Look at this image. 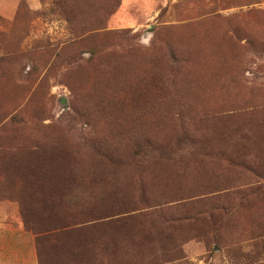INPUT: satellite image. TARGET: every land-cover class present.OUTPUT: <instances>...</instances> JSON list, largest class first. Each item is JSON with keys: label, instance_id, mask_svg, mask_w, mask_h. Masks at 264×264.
Listing matches in <instances>:
<instances>
[{"label": "rangeland", "instance_id": "obj_1", "mask_svg": "<svg viewBox=\"0 0 264 264\" xmlns=\"http://www.w3.org/2000/svg\"><path fill=\"white\" fill-rule=\"evenodd\" d=\"M76 1L0 0V212L20 220L8 170L52 145L71 181L40 176L44 192L57 191L45 198L50 215L71 235L50 254L38 242L44 264H264V0ZM145 139L174 160L144 163ZM141 188L163 200L201 191V203L238 208L221 229L215 211L216 236L200 229L180 253L166 234L150 242L107 224Z\"/></svg>", "mask_w": 264, "mask_h": 264}, {"label": "trees", "instance_id": "obj_2", "mask_svg": "<svg viewBox=\"0 0 264 264\" xmlns=\"http://www.w3.org/2000/svg\"><path fill=\"white\" fill-rule=\"evenodd\" d=\"M76 3H80L81 5L82 0H78ZM101 27L104 26L102 25ZM103 29L104 28H95L94 30L89 31V34L96 37L95 34L101 32ZM93 40L96 41V38ZM84 42L87 43L85 40ZM92 48L93 47H90L89 50ZM93 53H95V51H91L90 55ZM151 103H153V101ZM144 113L145 112L139 113V116H142ZM164 119H166V117H164ZM181 132L182 128L180 127L179 133L175 137L181 139ZM93 141L94 140L85 139V149L92 154H97L99 149L93 145ZM163 141L164 140L161 142ZM101 143L105 144L104 141H101ZM139 145L141 148L138 150L136 155L141 158L144 163H151L159 160H174V157L168 158L166 152L159 149L164 146L163 144L151 142L145 139L141 141ZM152 146L158 148L154 149ZM204 149H201L200 151ZM200 151L199 153H201L203 156L211 155L209 152ZM26 152L30 156L31 153H29L28 150ZM217 154L220 155L213 154L216 155L214 156L215 160L217 157L218 160L224 161L225 163L227 162L226 164L230 167H238L241 164L238 161H232L230 158L226 159L225 154ZM37 156H39V159L34 160V162L31 161L27 156L22 164L19 163V167L15 172L8 170L10 167V165H8L6 170H8L13 176L12 181L18 185V192L17 194L10 195L7 198H10L12 202L17 204L21 228L26 232L31 231V235L33 234L38 264H44L43 260L41 259L42 250L39 247L38 242L44 241L47 245L45 253L50 254L53 244L64 246L69 242V239L67 240V238L69 237V234L71 235V232L67 230L69 227L66 229L67 224L65 223L67 219L66 221H63V219L57 220L54 219L52 215H50V205L45 198L48 195H57V191L54 190L44 192L45 185L43 184L40 175L42 173L51 174L56 171V176L52 179L55 184L64 181L69 183L71 181V177L69 174L62 173L61 170L59 171V166H54L64 160V155L60 150L56 149L52 145L47 148L43 147L41 155L37 154ZM191 156L192 154L190 153L187 158L191 159ZM195 159L191 163H196L197 160ZM12 162L14 163L15 161ZM245 170L248 171L247 168H245ZM262 181L264 182V179H262ZM41 191L42 195L45 197L38 198L35 196V193L39 194ZM200 192L201 191H197L196 193L189 195L188 198H179V194H175L172 199L163 200L158 198L157 195L151 199L150 193L141 188L142 194L139 198L128 200L125 203L127 209H124V211L120 213L116 212L113 215L111 214L110 216L106 217V222L108 225L111 224L110 226L114 230L118 228L120 230L129 232V236L133 235L134 232L135 236L141 233H147L150 236H147L148 238H142L144 240L148 239L150 242L155 237H160V235L166 234V241H168V245L171 244V248L174 251H180L179 248H181V244L186 241L187 238L194 237L200 229H207L208 232H214L216 236V232L219 229L227 226L228 223L226 220L231 218L232 211L238 208L237 205H234V207L230 208L229 211H225L226 208L224 206H215L216 200L212 199L211 201L206 200V203H201L203 201L199 202L198 200H201V197L204 198L205 194H201ZM177 193L179 192L177 191ZM218 194H220V191H216V195ZM2 197L4 196H1V198ZM121 201L122 200L120 198H115L114 204L120 203ZM239 206L242 207L241 204H239ZM215 211H220L223 213L220 214L218 225L219 229L216 227V216L213 214ZM40 214L41 216L39 223L35 224L31 218L33 215L39 216ZM99 222L101 223V221ZM37 227L39 232H33ZM40 230L42 231L41 233ZM252 230V228H246L244 232L245 234H250L252 233ZM129 239V245L132 246V249L130 250L137 251V248L140 247L141 241L138 240L136 244L134 242L135 238ZM124 240L127 242L126 238H124ZM178 242H180V244ZM107 244V246H111L112 243L108 242ZM104 249L105 250L101 251L102 256L106 254L109 255L111 252L119 251L116 243L114 249L111 247H108V249L105 247ZM63 252L68 255V253L71 252V249L69 251L68 247H63ZM53 264L60 263L56 261Z\"/></svg>", "mask_w": 264, "mask_h": 264}, {"label": "crops", "instance_id": "obj_3", "mask_svg": "<svg viewBox=\"0 0 264 264\" xmlns=\"http://www.w3.org/2000/svg\"><path fill=\"white\" fill-rule=\"evenodd\" d=\"M0 264H38L34 237L21 228L18 217L4 212H0Z\"/></svg>", "mask_w": 264, "mask_h": 264}]
</instances>
